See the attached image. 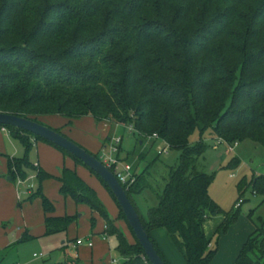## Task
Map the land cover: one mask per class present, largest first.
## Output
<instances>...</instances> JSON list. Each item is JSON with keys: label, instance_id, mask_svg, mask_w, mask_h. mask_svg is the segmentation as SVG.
Instances as JSON below:
<instances>
[{"label": "trees", "instance_id": "16d2710c", "mask_svg": "<svg viewBox=\"0 0 264 264\" xmlns=\"http://www.w3.org/2000/svg\"><path fill=\"white\" fill-rule=\"evenodd\" d=\"M0 113L42 125L46 121L69 140L63 131L91 117L99 126L132 128L143 142L155 138L164 144L161 153L167 148L181 152L148 219L133 200L148 187L143 174L136 173V184L124 189L166 264L171 263L153 236L160 229L187 264H211L220 240L238 221L246 190L264 197V176L241 182L239 208L225 213L209 193L214 176L197 168L207 146L202 140L192 145L191 138L211 131L229 146L250 140L264 147V0H0ZM53 118L63 123H50ZM0 128L25 149L21 158L7 157L8 179L16 184L37 177L38 189L27 202L41 199L46 236L66 233L78 217L55 216V205L43 192L44 182L54 177L29 159L37 142L73 161L75 168L65 165L55 178L60 194L90 208L92 230L95 215L104 220L105 234L117 239L123 264H151L99 176L40 137ZM116 137L122 138V153L124 137ZM113 139L107 138L106 147ZM102 151L92 155L99 159ZM80 167L109 192L133 241L80 177ZM222 215L213 244L205 224ZM31 239L25 236L22 242ZM234 264H264V219Z\"/></svg>", "mask_w": 264, "mask_h": 264}, {"label": "rangeland", "instance_id": "374dc122", "mask_svg": "<svg viewBox=\"0 0 264 264\" xmlns=\"http://www.w3.org/2000/svg\"><path fill=\"white\" fill-rule=\"evenodd\" d=\"M49 121L50 123L55 122ZM63 120V119H62ZM46 125V121H43ZM59 122H55L56 125ZM55 127V126H53ZM73 131L76 134L82 135L86 143L94 145L95 153L100 154L103 148L106 147L107 138L109 136L116 137L122 135L124 137L123 151L127 159L134 167L135 172L140 175L143 174L147 182V189L140 195L133 196L134 203L137 205L139 213L148 219V212L150 209L158 206V196L162 194L166 184L169 181L170 168L176 167L179 164L181 152L179 151H163L164 144L155 141L154 139H147L144 142L140 136L129 132L127 128L119 127H103L98 126L96 121L89 117L74 122ZM118 134V135H117ZM9 145V155L16 157H23L25 149L22 144L14 140L11 136L7 138ZM203 141L207 146L206 152L198 160L197 168L200 172L209 176H214L213 184L210 188L211 198L222 208L225 213L236 211L240 204L238 200L240 193L238 185L246 181L249 183L254 177L264 176V147L260 144L254 143L250 140H245L233 146L230 151V146L222 143L220 140L211 134V131L206 132L200 136L196 132L191 138V144L195 145ZM78 144L77 142H75ZM80 145V144H78ZM81 146V145H80ZM84 148V146H81ZM86 149V148H84ZM97 149V150H96ZM87 150V149H86ZM41 149L36 147L30 152L29 159L34 165L43 164ZM142 154L143 158H140ZM63 159V160H62ZM59 162L52 159L51 165L56 170V164L63 169L66 165L69 168H75L71 159L64 158ZM235 159H238V164H235ZM80 177H84V172H88L86 177L82 179L86 181L92 188L96 189L97 182H99L93 175L83 167L77 168ZM55 181L52 179L51 181ZM48 182L50 180H47ZM19 181H17L16 185ZM43 184V192L45 194V185ZM39 183L36 175H31L25 182V185L20 186V191L23 203L29 198L26 194L28 189L36 191ZM97 194L106 207L111 219L118 223V226L131 241L134 240L127 224L120 216V209L101 185L98 187ZM56 201L60 202L62 210L68 213H76V207L70 198L60 196L59 191L55 195ZM238 221L231 227L228 234L222 237L219 244V252L215 257L214 264H230L239 254L241 248L247 239L259 226V220L264 219V197L254 195L251 189H247L245 195L242 197V202ZM79 218L70 225L66 233H60L52 236L41 235L34 238L32 241L20 243L17 241L11 248H4L0 243V264H73L79 261V264H109V262L116 261V264H123L124 258L117 251L118 241L115 237L108 241L99 239L97 235L93 236V249L89 247H81L79 252L74 248L73 242L76 237L79 240L87 242L91 236V210L88 206H80ZM83 215L82 217H80ZM224 216L215 217L208 220L205 227L206 236L208 239H213L215 244L217 237L215 231L221 225ZM105 226L104 220L96 217L95 231H103ZM159 237L164 242L161 243L165 251L166 258L173 264H186L182 253L175 247L171 241L166 242L164 235L166 231H156ZM167 236V235H166ZM92 248V247H91ZM161 248V247H160ZM173 252V254H172ZM43 255L45 258H35L34 256Z\"/></svg>", "mask_w": 264, "mask_h": 264}, {"label": "crops", "instance_id": "0c3cea01", "mask_svg": "<svg viewBox=\"0 0 264 264\" xmlns=\"http://www.w3.org/2000/svg\"><path fill=\"white\" fill-rule=\"evenodd\" d=\"M57 122H59V121H57ZM60 123H63V122H59L58 124H60ZM100 126L110 128L108 125H100ZM56 128H60V127L57 126ZM72 128L73 127L66 128L63 131V133L65 135H67L72 141L77 142L81 146H84V148H86L90 152L95 153L96 151L94 150L95 149L94 145L86 143L85 140L83 139L84 137L80 134H76L73 131L74 129H72ZM8 136H10L9 132H6L2 128H0V243L3 245L4 248H11L17 241H19L20 243H23L22 239L25 236L32 238L29 241H32L34 238H37L41 235L46 236L45 212H44V209L42 206L41 199H36L33 202H27V200H26L23 203L24 199L22 198L20 186L25 185V182L28 179L26 181H23L21 184H20V180H19L17 185L15 183H12L8 179L7 157L10 156L9 155L10 143L7 140ZM35 147L37 149L38 148L41 149V151H42L41 154H44L45 156H47L46 160H45V157H42V158H44L42 160L43 164L40 163L36 166L41 167L45 172H47L48 174L53 176L54 179L60 177V175L62 173V168L60 169L59 166L56 164V170H54L52 168L51 161L53 159L56 162H59V160L62 159V154L58 150L53 148L52 146L48 145L47 143L37 142L34 144V148ZM121 156H125L123 149H122ZM10 157H16V156H10ZM127 157L125 156V158H127ZM87 173L88 172H84L83 173L84 177L83 176L82 177L87 178L86 176L89 175ZM51 180L52 179H50L49 182L46 181V183H45V185H46L45 196L54 203L55 210H56L55 216L56 217H63V216L68 215V216H77L79 218L80 206L76 205L74 203V201H73V203L75 204V207L77 209L76 213H68L67 209L62 210V206H60V202H58V201H56V199H54L55 195H57V191H59V194H60L61 185H60L59 181H57L56 179H55V181L54 180L51 181ZM97 184L99 186L101 185L100 182H97ZM99 186H97L95 190H98ZM33 191H34L33 189H28V193L26 195L29 197L31 195V193H33ZM60 196H62V195L60 194ZM65 200H66V198H65ZM82 216L83 215H81L80 217H82ZM92 216H94V215L91 212V217ZM97 216L98 215H95V218ZM207 223L205 224V227H206ZM116 225L118 226V223H116ZM106 229H107V227L105 224L103 231H97V230L95 231V229L91 230V234H90L91 236H89V239L87 240V242L92 241V239H94L93 236H95V235H97L100 240L104 239L105 241H108L110 239V237H108L105 234ZM160 230L164 231L165 229H160ZM156 231H158V230H156ZM156 231L153 232V236H154L155 240L157 241V243L159 244V246L161 247L164 255L166 256L165 251L163 250L162 245H161V243H163L164 241L160 239L159 234ZM77 238L78 237L73 239V240H75L73 242V246L78 252H79L81 247H88V246H86V244L81 245V246L77 245V242L79 241V239H77ZM164 238H165L166 242H168V241L170 242V239L168 238V232L167 231H166V234L164 235ZM25 242H28V241H25ZM89 248L93 249V247L92 248L89 247ZM172 254H173V252H172ZM238 255L235 257L234 261H232L230 264L235 263ZM34 257L35 258H39V257L45 258L43 255H41V256L35 255ZM168 261H169V259H168ZM170 263L173 264L172 262H170ZM214 263H215V259L213 260V262L211 264H214ZM73 264H79V261H77ZM109 264H112V263L109 262Z\"/></svg>", "mask_w": 264, "mask_h": 264}, {"label": "water", "instance_id": "95a60500", "mask_svg": "<svg viewBox=\"0 0 264 264\" xmlns=\"http://www.w3.org/2000/svg\"><path fill=\"white\" fill-rule=\"evenodd\" d=\"M0 125L10 126L31 133L34 136L40 137L41 139L58 146L80 160L85 166L99 176L111 190L149 262L151 264H166L150 240L141 217L130 200L126 190L120 184L113 172L99 159L55 130L33 120L11 114L0 113Z\"/></svg>", "mask_w": 264, "mask_h": 264}, {"label": "built area", "instance_id": "2783aa9c", "mask_svg": "<svg viewBox=\"0 0 264 264\" xmlns=\"http://www.w3.org/2000/svg\"><path fill=\"white\" fill-rule=\"evenodd\" d=\"M4 131L8 132L7 129L3 128ZM132 132V128L129 129ZM222 142V141H221ZM224 143V142H222ZM225 144V143H224ZM122 145V138L116 137L113 139L112 143L105 147L99 157V160L113 172L115 177L118 179L120 184L127 189L131 188L137 182L136 172L131 163L127 162L123 159L120 152V147ZM237 145V144H236ZM235 145V146H236ZM230 151L233 150V146H230ZM168 151V148L165 149V152ZM23 181L20 180V184ZM88 247H93V242L88 241L84 242L83 240H79L77 245H85ZM116 261H113L112 264H116Z\"/></svg>", "mask_w": 264, "mask_h": 264}]
</instances>
